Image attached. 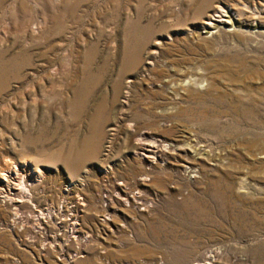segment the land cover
<instances>
[{
  "label": "rangeland",
  "instance_id": "rangeland-1",
  "mask_svg": "<svg viewBox=\"0 0 264 264\" xmlns=\"http://www.w3.org/2000/svg\"><path fill=\"white\" fill-rule=\"evenodd\" d=\"M220 3L264 19V0H0V169L42 172L18 234L0 205V264H264V35L202 33ZM182 131L196 176L191 154L135 157Z\"/></svg>",
  "mask_w": 264,
  "mask_h": 264
},
{
  "label": "bare ground",
  "instance_id": "bare-ground-1",
  "mask_svg": "<svg viewBox=\"0 0 264 264\" xmlns=\"http://www.w3.org/2000/svg\"><path fill=\"white\" fill-rule=\"evenodd\" d=\"M239 12H240V10L238 8L232 6V5H225L223 3H220L218 6L213 8L211 10V12L209 14H207V16H205L203 18V20L197 26L200 28L202 33H206L208 36L214 35L215 33H218V32H243V31L250 32V35L251 34L264 35V19H262V20L258 19V18H260L259 17L260 15L259 16L257 15L258 18H256V16L255 17L250 16L249 19L243 20L240 16ZM261 12L264 13L263 10H261ZM241 14H243V12ZM261 16H263V14ZM160 42L158 41L154 45V47L152 49V57L149 59V61H147L145 63V71L144 72H146V70H149V69L153 68V66H155L154 65L155 61L159 57V53H160V48H161ZM178 68H179L178 70H180V67H178ZM181 70L176 71L175 74L182 76V77H184V76H186V74H188V72H187V71H189L188 69H187V71L186 70L181 71ZM200 73L201 72H196V74H200ZM203 74H205V73H203ZM211 74L215 75V74H213V72L210 73V75ZM207 75H208V73H207ZM203 77H205V76H203ZM135 78H136L135 74L129 78V82L127 85L128 87H131L132 83L135 81ZM182 79H184V78H182ZM195 80H196L195 77H194V79H193V77H192V79H191V77H189L185 80H180V81L178 80V83H176L175 85H170V88H172L171 90H173V92L179 93L182 90L184 91V89H186L187 86H189V85L196 87L198 83L196 84ZM212 81H213V83H212ZM211 84L214 86V79L211 80ZM199 85H201V84H199ZM217 86L219 87V84ZM197 90H196V92H197ZM190 91H191V89H190ZM173 97H175V96H173ZM172 101L175 102V99ZM172 104H174V103H172ZM176 107H179V106H176V105L172 106V105L167 104V106H164L162 108L161 115L165 116V117H170V116L173 117L177 112V109H175ZM160 125L163 126L164 124H160ZM165 125L163 126V128L165 127ZM185 134H186L185 131H182V133L180 135H178L177 138L176 137L171 138L169 136L168 137L163 136V138H159V139H156L154 141H151L149 144H146L147 142H145V144H142L140 147L137 146V148H138L137 151H134L135 157L137 156L139 159L147 162V164L149 165V164H156L161 159L162 155L165 152L169 153V154H179L181 156L191 154L193 161L191 160V162H192L191 165H187L186 169L191 170L190 171L191 176H196V172H199V170L194 169L193 166L194 165L195 166L200 165L201 168L206 166L207 165L206 160L209 157V155H204V153L201 152V150H203L202 148H196V146L191 147V146L184 145L183 142H185V140H188L187 138H190V136H188V134L187 135H185ZM135 143H136V141H135ZM29 161L26 160L23 163L22 162L21 163H15L14 162V165H12V166H14V169H12L13 167L12 168H11V166L7 167L6 165L1 167V169H0V205L1 204L4 205L5 202L11 204L13 216H12V219H10L9 225L12 227V229L16 233L19 230L17 227L18 226V218H21L20 217L21 215L19 212V210H20L19 207H21L20 203L23 201V199L25 197V192L26 191L31 192L33 185H35L37 181H40V179L42 177V174H41L42 172L36 173L40 169L38 171H34V173H36L35 175H33L34 173L33 174L30 173L31 172V169H30L31 165L30 164L32 161L31 162H29ZM211 164H214V163H210V165ZM110 170H111L110 167L104 168L105 173L110 172ZM145 180H147V179H143L142 181H145ZM75 185H78L76 180H74L72 183H70L66 187V191L67 192L71 191L72 187ZM31 208L33 209L34 213L38 212V210L33 205H31ZM39 212H40V217L36 214L32 215V216L30 214V216H31L30 222L32 223L34 229H36V232L41 234L42 228H41L40 220L45 219V214L41 211H39ZM73 219H75V222L73 223V225L74 224L77 225L78 224V222H77L78 215L75 216ZM65 257H67V256H65Z\"/></svg>",
  "mask_w": 264,
  "mask_h": 264
},
{
  "label": "built area",
  "instance_id": "built-area-1",
  "mask_svg": "<svg viewBox=\"0 0 264 264\" xmlns=\"http://www.w3.org/2000/svg\"><path fill=\"white\" fill-rule=\"evenodd\" d=\"M73 258H77V255L75 254V255H70L69 256V260H68V262L70 261V260H72ZM73 261V260H72ZM70 263V262H69ZM14 264H22L21 263V261L20 260H18V259H14Z\"/></svg>",
  "mask_w": 264,
  "mask_h": 264
}]
</instances>
